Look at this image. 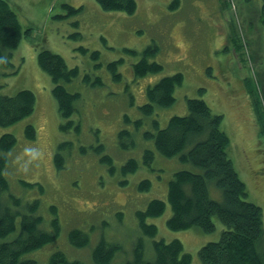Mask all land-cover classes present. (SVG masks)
Instances as JSON below:
<instances>
[{
  "label": "rangeland",
  "instance_id": "rangeland-1",
  "mask_svg": "<svg viewBox=\"0 0 264 264\" xmlns=\"http://www.w3.org/2000/svg\"><path fill=\"white\" fill-rule=\"evenodd\" d=\"M8 1L30 34L10 50L13 66H0V95L27 88L36 95V102L32 114L0 127V135L10 132L17 139L7 153L4 173L9 191L23 202L40 197L43 228L51 230L52 206L60 225L58 237L29 257L48 264L49 257L59 251L69 260L89 262L96 242L105 239L119 245L113 263L128 260L135 241L143 236L136 213L156 198L166 202V211L146 220L157 226L154 239H179L191 253V263L202 264L198 249L218 239L224 226L215 218L213 232L195 226L167 228L172 212L168 182L174 172L194 166L160 155L152 138L144 136L146 130L154 131L152 119L165 127L171 116L187 114L188 97L203 98L214 113L223 115L220 128L229 137V157L247 185V198L263 208L264 216V135L250 96L253 92L259 96L264 110L262 0H135L137 8L130 14L104 11L96 0ZM64 4L78 11L67 15ZM44 48L61 54L69 67H78V77L63 83L68 91L80 93L69 118L79 124V131L74 125L67 130L60 126L67 120L59 114L54 83L37 62ZM148 48L153 49L147 54L149 61H157L163 69L136 78L133 64ZM92 51L100 52L99 56L92 57ZM110 61H121L116 68L120 78L107 68ZM176 72L185 78L175 88V102L157 105L153 115L143 114L140 106L146 102V88ZM138 119L141 124L136 126ZM26 124L36 128L33 140L25 136ZM124 129L129 135L120 137ZM63 142L68 143L62 150L65 165L57 170L54 154ZM146 148L154 155L147 164ZM129 158L138 161V168L123 174L121 166ZM143 179L151 182L145 191L138 189ZM20 180L42 184L43 193H38L37 185L27 188ZM73 228L89 235L85 248L70 244L68 233ZM151 240L144 237L147 259L153 256ZM260 250L264 254V234Z\"/></svg>",
  "mask_w": 264,
  "mask_h": 264
},
{
  "label": "trees",
  "instance_id": "trees-1",
  "mask_svg": "<svg viewBox=\"0 0 264 264\" xmlns=\"http://www.w3.org/2000/svg\"><path fill=\"white\" fill-rule=\"evenodd\" d=\"M104 11H123L133 13L137 8L135 0H96ZM176 3L178 0H175ZM175 5V4H174ZM67 15L75 14L78 9L64 4ZM261 15L264 21V0L261 4ZM29 35V28L23 29L18 14L8 0H0V66H13L10 58L11 49L21 43L23 35ZM232 42L238 49L237 37ZM84 50V49H83ZM153 49L148 48L142 53V58L133 64L136 78L147 74H154L163 69L157 61H149L147 54ZM98 51H92V57L99 56ZM122 61V60H121ZM121 61H110L107 68L112 70L115 77L120 78L117 65ZM37 62L40 69L47 72L54 83V95L60 116L67 120L61 124L64 130L71 125L76 131L79 124L69 119L76 111L75 101L80 93L68 91L63 82L78 77V67H69L63 56L49 49L39 50ZM183 74L176 72L165 75L155 84L146 88V102L140 106V111L146 115H153L155 107H166L175 102V88L184 81ZM88 77L85 78L87 81ZM204 90V89H200ZM253 107L258 120L260 132L264 135V110H262L259 96L250 93ZM185 115H174L168 119L165 127H159L157 119L151 123L154 131L146 130L144 136L152 138L156 151L166 158L178 157L182 162L193 165L194 168H182L173 173L168 182L167 198L171 215L166 219L169 230H183L197 227L203 232L215 231V218L219 219L224 229L218 239L208 241L198 249V257L202 264H264V254L260 250V241L264 234L263 208L247 198V185L237 173L227 147L229 137L221 130L223 115L216 114L209 108L203 98L188 97ZM36 95L27 88L18 90L13 95H0V127L13 125L30 115L35 110ZM69 120V121H68ZM134 123L141 124L138 119ZM128 130L119 132L120 137L129 135ZM36 128L31 124L25 125V136L34 139ZM16 137L10 132L0 135V264H38L31 252L55 240L60 232V225L56 215V207L52 206L53 217L50 220L51 230L41 226L44 220L39 213L40 197L23 202L18 195L12 194L10 183L4 173L7 166V153L15 147ZM68 143H60L59 150L54 154L57 170L64 168L65 159L63 148ZM100 148H103L101 145ZM145 164L153 158V150L147 149L144 154ZM110 162L111 158L103 156ZM123 174L135 172L138 161L129 158L121 166ZM20 182L31 189L37 185L38 193H43L44 187L40 183ZM151 182L143 179L138 189H149ZM166 211L163 199L153 198L143 210L136 213L142 237H139L132 247L131 257L119 264H192V255L184 250L182 241L172 238L154 239L157 235L155 223H148L149 217H159ZM69 242L73 246L85 248L89 243L87 232L78 228L69 231ZM144 237L151 238L153 256L145 258ZM119 245L99 239L90 253L89 262L80 259L69 260L59 251L54 252L48 264H116L112 260Z\"/></svg>",
  "mask_w": 264,
  "mask_h": 264
}]
</instances>
